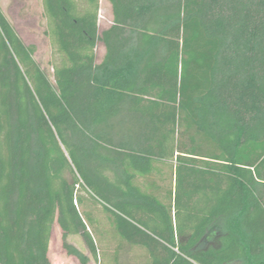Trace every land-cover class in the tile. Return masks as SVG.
<instances>
[{"label":"trees","instance_id":"1","mask_svg":"<svg viewBox=\"0 0 264 264\" xmlns=\"http://www.w3.org/2000/svg\"><path fill=\"white\" fill-rule=\"evenodd\" d=\"M100 1L42 0L54 83L0 8V264H51L55 224L97 260L96 206L112 264H264V0H108L101 33Z\"/></svg>","mask_w":264,"mask_h":264},{"label":"rangeland","instance_id":"2","mask_svg":"<svg viewBox=\"0 0 264 264\" xmlns=\"http://www.w3.org/2000/svg\"><path fill=\"white\" fill-rule=\"evenodd\" d=\"M0 8L14 27L16 32L19 34L20 38L24 44L28 47L34 48V59L40 65L42 70L46 73L48 78L52 83H54V75L52 68L53 50L48 37L45 32L47 29L46 19L44 17V10L42 0H0ZM113 24L112 8L108 0L100 1V11H99V30L100 33L103 30L108 29ZM98 61H101L103 55V48L98 45ZM155 183V182H154ZM161 185L165 188L164 191L173 190L175 192V183L162 182ZM175 198V194H174ZM173 198V199H174ZM162 199L161 201H163ZM126 204V208L130 213L137 216V219L141 225L137 224L141 229L147 233L153 235L155 224L153 223L150 215H145L147 213V206L144 205L143 200H134V203L142 204V211L131 208L130 202ZM168 201V200H167ZM102 204H106L111 209L115 210L112 205H108L103 201ZM148 204L147 202H145ZM164 203V202H163ZM167 211L171 214V207L173 206V221L175 230H177V225H184L186 214L183 210H179V214L176 216L174 202L171 206L170 203L165 202ZM125 205V204H124ZM91 212V216L94 221L99 222L94 225L93 235L98 244L99 257L94 259L90 254V251L86 247L82 238L79 236L69 237V243L79 251L80 256L69 255L62 245V230L57 224L54 225L50 247H49V258L51 264H112L113 262L108 260L114 255L115 250L119 247L117 242L113 241L111 229H109V223L107 215L102 211L100 206L91 207L88 209ZM117 213L123 215L118 210ZM125 216V215H123ZM126 217V216H125ZM127 218V217H126ZM216 234L223 233L222 226L220 224L216 225L213 229ZM177 232V231H176ZM112 240V241H111ZM119 240V238H118ZM121 263L120 264H145L148 259L147 250L138 246H131L123 242ZM206 243H204L205 246ZM104 254L108 255L107 257Z\"/></svg>","mask_w":264,"mask_h":264},{"label":"crops","instance_id":"3","mask_svg":"<svg viewBox=\"0 0 264 264\" xmlns=\"http://www.w3.org/2000/svg\"><path fill=\"white\" fill-rule=\"evenodd\" d=\"M112 17H113V14H112ZM100 45V47H102L103 48V55H102V59H101V61H98V57H97V63H101L102 62V60H103V58H104V56H105V47H104V45L102 44V43H100L99 44ZM98 48V47H97ZM97 53H98V51H97ZM98 55V54H97Z\"/></svg>","mask_w":264,"mask_h":264}]
</instances>
